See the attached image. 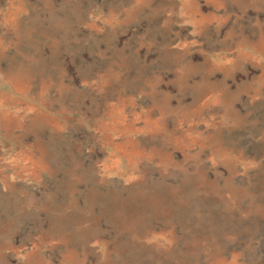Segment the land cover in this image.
I'll return each mask as SVG.
<instances>
[{
    "label": "rangeland",
    "instance_id": "rangeland-1",
    "mask_svg": "<svg viewBox=\"0 0 264 264\" xmlns=\"http://www.w3.org/2000/svg\"><path fill=\"white\" fill-rule=\"evenodd\" d=\"M0 264H264V0H0Z\"/></svg>",
    "mask_w": 264,
    "mask_h": 264
}]
</instances>
